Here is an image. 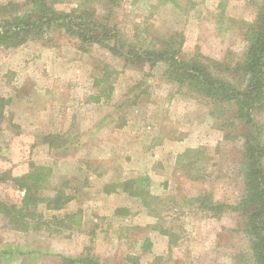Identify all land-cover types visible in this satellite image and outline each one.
<instances>
[{"label":"rangeland","instance_id":"obj_1","mask_svg":"<svg viewBox=\"0 0 264 264\" xmlns=\"http://www.w3.org/2000/svg\"><path fill=\"white\" fill-rule=\"evenodd\" d=\"M259 2L55 0L53 6L90 7L139 51L180 33L183 56L198 50L236 60ZM46 33L47 39L0 46V95L8 100L0 173L44 165L51 171L46 191L60 187L72 199L58 210L38 206L27 230L0 215V250L23 252L0 264H72L62 257L86 255L103 264H152L155 257L160 264H253L238 212L212 217L195 200L211 193L235 201L239 135L248 128L211 115L206 99L167 78L164 62H129L97 44L82 48L60 29ZM259 117L264 121V110ZM188 147L204 148L194 171L176 163ZM109 183L116 191H105ZM124 184L141 194L123 191ZM22 196L0 182L1 200L18 208Z\"/></svg>","mask_w":264,"mask_h":264},{"label":"trees","instance_id":"obj_2","mask_svg":"<svg viewBox=\"0 0 264 264\" xmlns=\"http://www.w3.org/2000/svg\"><path fill=\"white\" fill-rule=\"evenodd\" d=\"M114 1L106 0L111 4ZM54 2L7 0L0 3V46L15 47L31 39H47V30L60 29L67 36L77 38L82 48L97 44L125 61H149L152 64L161 61L166 66L167 78L208 101L211 115L223 119L228 126L248 128L239 135L242 152L236 173L241 179V189L235 201H219L213 199L211 193H203L195 200L212 217H219L227 210L237 211L238 226L250 238L253 264H264V121L259 117L264 110V0H260L254 19L247 23L242 33L243 52L236 60L215 59L198 50L183 56L180 33L162 39L156 48L139 51L113 25L97 19L90 7L65 12L55 9ZM7 103L8 100L0 95V120ZM47 142L51 144L50 140ZM203 151L200 147L185 148L178 154L176 163L194 171L193 166L203 157ZM50 173L48 167L35 163H30L29 171L21 175H11L10 171L0 173V182L9 181L13 187L23 190L18 208L0 199V215L15 229L27 230L29 220L38 213V206L58 210L72 199L60 187H52L53 194L46 191ZM129 185L124 184L122 190L130 195L141 194L138 189L129 191ZM107 186L106 192L116 191L114 183ZM40 189L44 191L39 193ZM22 253L18 249L0 250V263L2 258L11 261ZM62 258L72 264H103L91 255ZM161 259L155 257L152 264H160Z\"/></svg>","mask_w":264,"mask_h":264}]
</instances>
